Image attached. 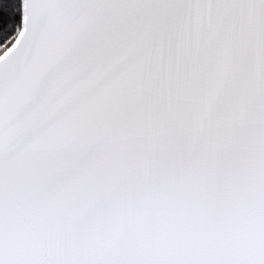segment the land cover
<instances>
[{"label":"snow or ice","instance_id":"obj_1","mask_svg":"<svg viewBox=\"0 0 264 264\" xmlns=\"http://www.w3.org/2000/svg\"><path fill=\"white\" fill-rule=\"evenodd\" d=\"M0 264H264V0H0Z\"/></svg>","mask_w":264,"mask_h":264}]
</instances>
